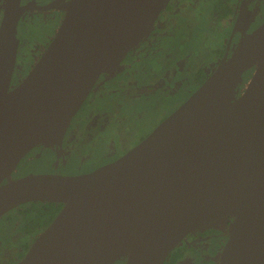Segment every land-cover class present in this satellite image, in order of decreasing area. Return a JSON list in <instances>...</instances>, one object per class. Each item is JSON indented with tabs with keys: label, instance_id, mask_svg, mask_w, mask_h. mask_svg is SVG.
<instances>
[{
	"label": "water",
	"instance_id": "95a60500",
	"mask_svg": "<svg viewBox=\"0 0 264 264\" xmlns=\"http://www.w3.org/2000/svg\"><path fill=\"white\" fill-rule=\"evenodd\" d=\"M62 1L4 0L0 18V217L27 202L62 204L16 264H164L186 236L226 217L232 224L219 264H264V20L248 31V0L230 36L231 44L246 29L236 48L121 157L84 174L2 182L67 126L106 67L134 47L167 2L72 0L11 88L22 16Z\"/></svg>",
	"mask_w": 264,
	"mask_h": 264
},
{
	"label": "flooded vegetation",
	"instance_id": "af4514ba",
	"mask_svg": "<svg viewBox=\"0 0 264 264\" xmlns=\"http://www.w3.org/2000/svg\"><path fill=\"white\" fill-rule=\"evenodd\" d=\"M52 1L54 0H22L23 3L27 5L33 4L35 7L45 6ZM71 1L72 0H63L56 8L48 10L33 8L27 10L22 16V23L20 21L21 26L29 13H40L41 15L48 14V18L56 25L53 34H48L49 36L46 35L44 42L38 46L39 53H43L44 49L54 37ZM202 1L200 17L197 21L192 23L191 19H193L196 11L195 5L191 3L192 0H167L165 7L154 24L137 41L134 47L119 60L107 66L104 72H102L83 105L67 126L30 150V152L20 160L13 172L2 182L19 178L29 173H58L64 175L88 173L100 166L115 161L148 136L161 121L178 108L215 70L227 50L229 49L230 52V50L232 51L235 49L239 41L244 37L246 29L238 28L230 44V36L238 20L244 0ZM247 3L249 9H247L248 11L245 14L247 16V21L251 22L252 26L248 30L251 31L258 27L264 20V0H248ZM3 4L4 0H0V18L3 13ZM179 10L178 16L177 12ZM181 20L188 21L191 27H193L192 40L194 42L199 43L210 40V43H213L209 47L211 53L209 62L201 60L191 68L188 65L189 60L187 59V55L177 52L173 53L172 50L169 52L170 47H176L172 31L179 27V21ZM219 32H226V35L224 38H220L222 39L221 41L219 39L214 43V40L210 38L211 36L215 38V35ZM163 38H165V41L161 43ZM21 45H23L22 38L20 46ZM20 46L19 49H21ZM40 55H37V58L35 57L33 59V65ZM19 56L20 50L18 51V57ZM167 57H173L170 66L166 65V67H164L165 69L155 71L154 69L156 68L153 67V65L151 66L152 61L156 59L166 61ZM17 65L16 62L11 88L18 85L33 67V65L30 64L31 67L22 73V70L20 71L21 68H17ZM188 69L193 70L190 72ZM171 70L180 73L188 71L187 73H190L189 76L192 77L193 82H190L192 86L191 91L185 100L175 109L170 110L166 115L163 113L158 120L151 123L140 133L135 134L130 138L129 142L120 145V148L117 150V143L121 141L122 137L118 129H115L114 125L117 126L118 122L128 120L132 115L136 114H132V110H126L118 114L117 111H112L108 107L106 101L111 98V96L118 100L120 98L122 99L126 94L127 99L133 96H137L139 99L143 98L155 88L162 86V78L170 76ZM252 71L253 70H250L248 72L250 74L247 78L245 76V83L252 75ZM147 75H149V77H147ZM154 75L156 78L152 79ZM181 81L182 80L178 81V83L181 84ZM93 97L95 98L92 99ZM91 99L92 106L87 110L85 117L80 120V126L73 127L72 124ZM109 124L114 128L110 127ZM83 134H86L89 138L87 142H84L85 146L82 149L84 150L83 155L80 157L82 159L86 157L90 160L89 166L79 168L77 171L73 172L61 170L60 165L62 164H60V161L67 162L71 155H78L79 151H76V148L79 144V138ZM98 135L104 136H101L104 140V145L102 146L101 155L94 157L93 153L90 154V152L93 151V148L97 144L95 141ZM67 140H71L72 143L66 142ZM89 147L92 148L87 150ZM40 149L44 152H48L50 159L49 161L47 160L46 166L42 172H32L29 165L31 161L41 156L39 153ZM61 208V203L41 201L27 202L2 215L0 220H5V228L10 230L11 234L6 236L0 234V264H16L26 254L37 236L53 221ZM224 219L228 221L223 223ZM215 222H217L215 226L209 227ZM215 222L186 236L183 241L172 250L164 264H219L221 254L228 240L232 219L226 217ZM110 264H125V258H120Z\"/></svg>",
	"mask_w": 264,
	"mask_h": 264
},
{
	"label": "rangeland",
	"instance_id": "374dc122",
	"mask_svg": "<svg viewBox=\"0 0 264 264\" xmlns=\"http://www.w3.org/2000/svg\"><path fill=\"white\" fill-rule=\"evenodd\" d=\"M202 2V0H192L191 2L196 7L194 17L193 19H191L192 23H194V21H197V19H199L200 17ZM179 12L180 10L177 12L178 16ZM24 20L25 21L21 26L23 45L20 46V56L17 59V68H21L20 71L22 70V73L27 71V69L31 67L30 64L33 65V59L35 57L37 58V55L41 54V52L39 53L38 46L44 42L46 35L53 34L54 28L56 26L52 23L53 21L48 18V14L41 15L40 13H29ZM192 28L193 27H191L188 21H179V27L172 31L176 47L174 46L175 48H169V52L172 50L173 53L177 52L187 55V59L189 60L188 65L191 68L198 64L197 62H200L201 60H206L208 62L210 61L211 53L209 51V47L213 44L210 43V40L199 43L194 42L192 40ZM225 35L226 32H219L215 35V38L211 36L210 39L214 40V43H216V41H218L221 37L224 38ZM221 40L222 39H220V41ZM161 41V43H163L165 41V38H163ZM172 58L173 57H167L166 61H161L158 59L153 60L151 66L153 65V67L156 68L154 69L155 71L165 69L164 67H166V65L170 66ZM189 70L191 72L193 69H188V71ZM187 72L180 73L171 70L170 76L162 78V86L155 88L152 92L148 93V95L143 98L139 99V97L133 96L130 99H127L126 94L122 99L120 98L118 100L111 96V98L106 101L108 107L112 111H117L118 114L121 112H125L126 110H132V114H136L132 115L128 120L118 122L117 126L114 125L115 129H118V132L122 137L121 141L117 143V150L120 148V145L129 142L130 138H132L135 134L140 133L151 123L158 120V118L163 113L164 115H166L170 110L175 109L178 105L181 104L183 100H185L192 87L190 84V82L192 81V77H190V73ZM147 77H149V75H147ZM154 78H156L155 75L152 77V79ZM180 80H182L181 84L178 83V81ZM94 98L95 97H93L92 99ZM92 99L87 103V106L81 111L78 118L74 121V123L72 124L73 127L80 126V120L85 117L87 110L92 106ZM109 126L114 128L111 124H109ZM101 136L104 137L103 135ZM101 136L98 135L96 137L95 143L97 144L93 148V151L90 152V154L93 153L94 157L100 156L102 153L101 150L102 146L104 145V140L101 138ZM88 138L89 137L86 134L80 136L79 144L76 148V151H79L78 155H71L67 162L60 161V164H62L60 165L61 170L66 172H73L77 171L79 168L89 166L90 160H88L86 157H84L83 159L80 157L81 155H83L84 150L82 149L85 146L84 142H87ZM66 142L72 143L71 140H67ZM90 148L92 147H89L87 150H89ZM39 153L41 154V156L31 161V164L29 165L32 172H42L46 166L47 160L49 161L50 159V155L48 152H44L42 151V149H40ZM227 221V219H224L223 223ZM216 224L217 222L211 224L209 227H213ZM0 234H2L3 236L11 234V231L5 228V220L3 219L0 220Z\"/></svg>",
	"mask_w": 264,
	"mask_h": 264
},
{
	"label": "trees",
	"instance_id": "16d2710c",
	"mask_svg": "<svg viewBox=\"0 0 264 264\" xmlns=\"http://www.w3.org/2000/svg\"><path fill=\"white\" fill-rule=\"evenodd\" d=\"M249 74H250V73H248V74L246 75V78L249 76ZM53 205H54V204H53Z\"/></svg>",
	"mask_w": 264,
	"mask_h": 264
},
{
	"label": "bare ground",
	"instance_id": "6f19581e",
	"mask_svg": "<svg viewBox=\"0 0 264 264\" xmlns=\"http://www.w3.org/2000/svg\"><path fill=\"white\" fill-rule=\"evenodd\" d=\"M207 135L209 134L208 132H205Z\"/></svg>",
	"mask_w": 264,
	"mask_h": 264
}]
</instances>
